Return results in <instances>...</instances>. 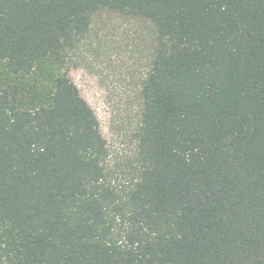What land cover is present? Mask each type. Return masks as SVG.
<instances>
[{"label":"trees","instance_id":"1","mask_svg":"<svg viewBox=\"0 0 264 264\" xmlns=\"http://www.w3.org/2000/svg\"><path fill=\"white\" fill-rule=\"evenodd\" d=\"M101 9L155 32L120 169L68 74ZM0 264H264V0H0Z\"/></svg>","mask_w":264,"mask_h":264},{"label":"rangeland","instance_id":"2","mask_svg":"<svg viewBox=\"0 0 264 264\" xmlns=\"http://www.w3.org/2000/svg\"><path fill=\"white\" fill-rule=\"evenodd\" d=\"M155 46L152 23L142 17L101 9L72 53L68 74L95 112L107 142L109 163L122 168L134 154L141 88Z\"/></svg>","mask_w":264,"mask_h":264}]
</instances>
